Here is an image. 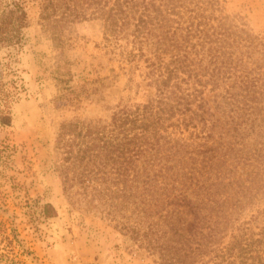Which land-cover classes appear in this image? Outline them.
I'll return each mask as SVG.
<instances>
[{"label":"trees","instance_id":"1","mask_svg":"<svg viewBox=\"0 0 264 264\" xmlns=\"http://www.w3.org/2000/svg\"><path fill=\"white\" fill-rule=\"evenodd\" d=\"M33 1L55 27L103 20L106 51L154 89L108 121L61 123L73 202L162 264H264V36L220 0ZM28 2L0 0V46L21 42ZM43 214L57 210L46 202Z\"/></svg>","mask_w":264,"mask_h":264},{"label":"rangeland","instance_id":"2","mask_svg":"<svg viewBox=\"0 0 264 264\" xmlns=\"http://www.w3.org/2000/svg\"><path fill=\"white\" fill-rule=\"evenodd\" d=\"M220 2L264 36V0ZM40 11L29 0L21 42L0 46V114L11 115L0 122V264H162L91 204L73 202L57 148L63 121H108L118 105L145 102L154 89L142 69L106 51L103 20L55 27ZM46 202L56 216H44Z\"/></svg>","mask_w":264,"mask_h":264}]
</instances>
